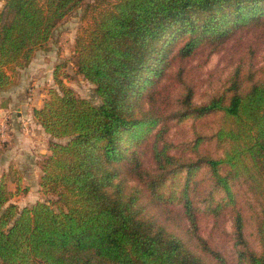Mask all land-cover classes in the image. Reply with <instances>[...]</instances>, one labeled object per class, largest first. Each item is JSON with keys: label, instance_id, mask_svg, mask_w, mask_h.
Segmentation results:
<instances>
[{"label": "trees", "instance_id": "16d2710c", "mask_svg": "<svg viewBox=\"0 0 264 264\" xmlns=\"http://www.w3.org/2000/svg\"><path fill=\"white\" fill-rule=\"evenodd\" d=\"M84 2L5 0L0 91L13 85L10 72L29 66L56 27ZM92 10L91 23L75 41V66L95 86L101 103L79 97L56 70L60 93L51 91L33 111L49 137L39 187L55 200L20 208L12 199L28 188L18 172L0 179V264H230L200 234L195 176L202 168L224 194L205 212L217 219L232 206L236 264H264V77L244 89L235 81L200 105L193 103L194 88L188 85L168 115L158 106L163 91L149 93L147 111L134 102L136 93L157 84L165 68L185 61L165 59L173 31L188 37L177 53L188 58L202 45L223 44L238 27L264 24V0H118L109 6L98 2ZM217 115L224 122L213 135L224 145L218 158L200 153L208 140L202 135L192 142L190 156L177 154L165 141V124L154 135L149 165L125 147L143 141L167 120ZM241 180L261 203L259 250L249 246L245 214L237 206L233 185ZM144 196L186 236L144 214L139 202Z\"/></svg>", "mask_w": 264, "mask_h": 264}, {"label": "rangeland", "instance_id": "374dc122", "mask_svg": "<svg viewBox=\"0 0 264 264\" xmlns=\"http://www.w3.org/2000/svg\"><path fill=\"white\" fill-rule=\"evenodd\" d=\"M104 6L116 3L118 0H85L83 4L71 12L55 29L52 39L44 49L38 50L29 66L14 72L13 85L5 91H0V179L5 174L18 172L22 178V187L28 188L26 194L16 195L12 202L20 208L31 206L38 201L55 200L53 196H43L39 187L42 174L40 164L49 154L46 148V137L37 123L27 120L16 121L22 112L31 115L38 107L50 98L51 91L60 93L55 82L54 74L57 70L58 78L75 93L94 105L101 103L95 92V86L78 74L75 66V41L78 34L86 28L95 15L92 6L102 2ZM5 0H0V12ZM177 28V27H175ZM174 32V37L164 49L166 60L175 61L172 66L165 68V75L158 79L156 85L147 86L142 93H136L134 102H138L139 110H149L147 96L152 90L163 91L158 106L160 111L168 115L180 99L181 93L192 85L194 88L193 103L203 104L213 95L229 90L234 82L239 83L240 89L249 87L264 77V24L238 27L223 44H205L197 48L185 59L178 58L177 53L186 43V35ZM162 46V43L160 44ZM233 90V89H232ZM230 90L228 94L232 91ZM232 94V93H231ZM230 95V94H229ZM168 127L165 141H169L177 154L190 156V146L199 135L206 141L200 147V153L218 158L222 155L223 146L216 142L213 135L224 124L221 116H207L204 118L190 117L183 121L170 119L156 126L146 135L143 141L127 144V152L136 150L145 165L151 163L152 142L162 125ZM40 126V125H39ZM212 139H209L211 138ZM36 139L37 143L34 142ZM42 139V140H41ZM49 142V137H48ZM43 144V145H42ZM48 147V146H47ZM225 168L222 170L224 173ZM180 173V177L185 176ZM235 182V181H234ZM195 204L201 209L200 230L203 238L226 257L230 264H236L237 249L233 244V216L232 206H227L215 219L205 212L209 203H220L224 198L223 192L213 186V181L205 168L196 172L195 176ZM8 188L16 192L13 179L8 178ZM248 184L235 182L233 189L237 197V206L244 211L246 218L245 236L250 248L259 250L256 235L257 214L260 213L261 203L257 202ZM144 207V214L156 219L160 224L175 229L179 236L185 237L186 231L182 227H173L165 220L154 205L144 196L139 201ZM218 220V225L214 221Z\"/></svg>", "mask_w": 264, "mask_h": 264}, {"label": "crops", "instance_id": "0c3cea01", "mask_svg": "<svg viewBox=\"0 0 264 264\" xmlns=\"http://www.w3.org/2000/svg\"><path fill=\"white\" fill-rule=\"evenodd\" d=\"M36 109H39L38 107L36 108ZM27 112V111H26ZM26 112H22V113H20L19 115H22V116H20V117H17V119H16V121H21V122H23V125L26 127L27 126V120H29L30 122H32V123H34V124H36L37 125V123L35 122V119H34V116H33V113H31V115L29 116V115H27V113ZM40 129H42V127L41 126H39V125H37ZM42 131H43V134L45 135V137H46V140H45V144H46V148H48L47 146H48V135L44 132V130L42 129ZM42 140V139H41ZM34 142H36L37 143V141H36V139H34ZM43 145V144H42Z\"/></svg>", "mask_w": 264, "mask_h": 264}]
</instances>
